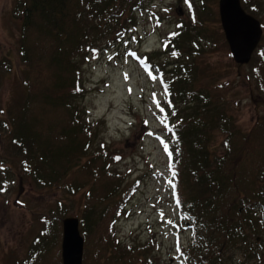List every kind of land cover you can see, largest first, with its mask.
Here are the masks:
<instances>
[{"label": "trees", "instance_id": "1", "mask_svg": "<svg viewBox=\"0 0 264 264\" xmlns=\"http://www.w3.org/2000/svg\"><path fill=\"white\" fill-rule=\"evenodd\" d=\"M204 14L192 13L165 43V53L137 58L162 80L173 195L179 219L191 230L190 243L180 250L186 264H264V116L249 131L222 110L201 84L196 30ZM257 15L261 0H241ZM143 0H16L22 18L20 50L26 97L12 123L14 148L37 184L70 195L86 191L80 220L85 249L83 264H154L151 243L126 246L115 224L125 213L117 157L96 147L98 133L78 104L86 93L80 59L101 43L115 40L134 20ZM213 21V15L208 13ZM263 27V25H262ZM198 28V29H197ZM194 36V37H193ZM196 52V53H195ZM261 55V57H260ZM252 61L256 89L264 100V48ZM254 62V64H253ZM221 140L222 154L215 144ZM109 206L101 208L106 201ZM67 206L42 218L43 227L20 264H62L63 221Z\"/></svg>", "mask_w": 264, "mask_h": 264}, {"label": "rangeland", "instance_id": "2", "mask_svg": "<svg viewBox=\"0 0 264 264\" xmlns=\"http://www.w3.org/2000/svg\"><path fill=\"white\" fill-rule=\"evenodd\" d=\"M261 1L254 17L264 30ZM15 2L0 0V264H20L28 256L42 230V218L60 202L69 210L67 217L81 220L86 199V191L74 196L37 184L14 148L10 131L26 97L20 55L22 18ZM203 9L201 0H143L120 36L80 59L86 93L78 104L98 133L96 147L117 156L111 167L119 170L122 195L129 191L125 213L115 224L116 237L126 246L151 243L154 264H186L180 250H186L192 232L179 219L173 195L167 133L161 120L162 80L137 58L155 51L161 58L169 57L164 47L170 34L183 22L192 24V13L203 15ZM205 10V27L196 30L193 39L200 55L201 84L247 132L264 116V100L252 72L254 58L261 59L264 33L252 61L237 65L222 29L219 0H209ZM215 148L222 154L221 140ZM111 203L106 201L101 208ZM232 256L233 264H239L242 253L236 250Z\"/></svg>", "mask_w": 264, "mask_h": 264}, {"label": "water", "instance_id": "3", "mask_svg": "<svg viewBox=\"0 0 264 264\" xmlns=\"http://www.w3.org/2000/svg\"><path fill=\"white\" fill-rule=\"evenodd\" d=\"M219 14L235 63L240 66L249 64L263 37L262 23L244 9L241 0H219ZM84 249L80 219H64L62 264H83Z\"/></svg>", "mask_w": 264, "mask_h": 264}, {"label": "clouds", "instance_id": "4", "mask_svg": "<svg viewBox=\"0 0 264 264\" xmlns=\"http://www.w3.org/2000/svg\"><path fill=\"white\" fill-rule=\"evenodd\" d=\"M114 131H115L114 127L110 124V132H114Z\"/></svg>", "mask_w": 264, "mask_h": 264}, {"label": "snow or ice", "instance_id": "5", "mask_svg": "<svg viewBox=\"0 0 264 264\" xmlns=\"http://www.w3.org/2000/svg\"><path fill=\"white\" fill-rule=\"evenodd\" d=\"M94 51H95V50H94ZM131 91H132V90H131V89H129V92H130V93H131ZM157 106H159V102H157Z\"/></svg>", "mask_w": 264, "mask_h": 264}]
</instances>
